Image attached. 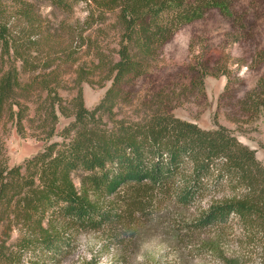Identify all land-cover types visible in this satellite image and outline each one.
<instances>
[{"label":"trees","instance_id":"trees-1","mask_svg":"<svg viewBox=\"0 0 264 264\" xmlns=\"http://www.w3.org/2000/svg\"><path fill=\"white\" fill-rule=\"evenodd\" d=\"M234 1L0 0V60L10 56L23 72L36 70L29 63L35 43L28 40L41 32L32 12L36 5L46 2L69 13L73 4L82 3L89 26L112 15L119 31L116 59L106 62L109 87L91 110L84 108L79 89L64 103L49 73L22 82L12 62L0 65V121L7 110L19 130L27 112L23 103L43 92L42 116L50 121L43 140L59 139L16 166H7L0 157V264H41V258L67 254L72 233L66 229L73 231V240L78 232L101 234L104 246L128 249L163 205L193 212L183 224L190 231L238 225L246 239L257 241V264H264V165L254 151L224 127L201 129L159 103L142 105L133 118L117 119L114 111L129 103L125 83L153 68L176 30L208 10L229 9ZM5 2L28 32L11 31ZM58 116L70 121L55 133ZM75 172H80L77 188L71 180ZM206 249L220 264H248L241 257L224 256L218 244L207 243Z\"/></svg>","mask_w":264,"mask_h":264},{"label":"rangeland","instance_id":"rangeland-1","mask_svg":"<svg viewBox=\"0 0 264 264\" xmlns=\"http://www.w3.org/2000/svg\"><path fill=\"white\" fill-rule=\"evenodd\" d=\"M2 7L11 31L28 32L24 22L13 19L11 5L5 2ZM85 8L77 3L64 13L46 2L36 5L32 12L39 17L41 32L28 36L35 43L36 50L30 52L34 58L29 59L35 72H23L20 63L10 56L0 60L1 67L12 62L22 82L49 73L50 84H58L57 95L64 103L79 89L84 108L91 110L109 87V80L104 79L106 62L108 65L109 59H116L119 31L112 15H107L102 24L89 26ZM123 90L128 92L129 103L114 109L117 119L133 118L143 110L142 105L154 107L159 103L174 117L201 129L224 127L253 150L264 165V0H235L229 9L208 10L200 19L181 26L161 47L153 68L145 76L126 82ZM37 95L23 103L27 112L19 130L8 111L3 113L0 157L9 167L40 152L48 142L59 141L56 136L43 140L50 121L42 116L45 94ZM69 121L58 116L55 133ZM79 175L71 174L76 188ZM155 212V222L145 234L139 232L128 249L117 251L104 246L107 241L101 234L78 232L73 240V231L66 229V233H72L68 253L41 258L39 263L85 264L94 260V264H220L206 249L210 242L218 244L226 257L258 263L257 241L246 239L236 224L190 231L183 224L193 212L183 213L167 205Z\"/></svg>","mask_w":264,"mask_h":264}]
</instances>
